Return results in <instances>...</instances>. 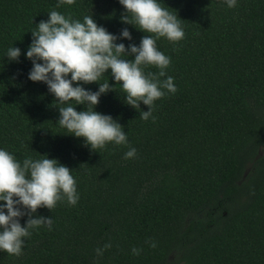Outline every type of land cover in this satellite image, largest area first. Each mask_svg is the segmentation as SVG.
<instances>
[{
    "label": "trees",
    "instance_id": "16d2710c",
    "mask_svg": "<svg viewBox=\"0 0 264 264\" xmlns=\"http://www.w3.org/2000/svg\"><path fill=\"white\" fill-rule=\"evenodd\" d=\"M56 3L0 0V147L21 161L56 158L71 169L79 199L39 207L33 215L52 217V228L30 230L22 254L0 251V264H264V0L233 8L223 0H161L184 30L177 42L156 40L177 90L154 101L147 120L139 114L148 106L126 104L119 84L102 94L94 110L116 119L129 144L96 150L65 134L56 98L27 78L31 30ZM56 10L92 14L117 35L127 28L126 47L153 35L122 22L118 0H75ZM11 45L21 49L18 60L4 56ZM109 72L98 82L115 84ZM129 146L136 155L125 159ZM19 219L23 226L27 216Z\"/></svg>",
    "mask_w": 264,
    "mask_h": 264
},
{
    "label": "clouds",
    "instance_id": "9594fccd",
    "mask_svg": "<svg viewBox=\"0 0 264 264\" xmlns=\"http://www.w3.org/2000/svg\"><path fill=\"white\" fill-rule=\"evenodd\" d=\"M74 2L57 0L56 7L48 11V18L31 30L32 39L24 52L31 61L27 78L45 83L48 92L56 98L59 111L56 122L66 129L65 134L83 137L84 145L92 150L104 148L108 143L128 145L123 126L110 114L95 111L94 107L102 94L119 84L124 102L136 109L140 108V102L147 105L148 110L140 111L139 116L149 119L154 101L177 90L174 77L165 72L170 57L157 48L156 40L164 37L177 42L183 39L184 30L177 14L162 7L161 0H118L123 6L122 22L153 34L144 35L138 44L130 42L126 47L122 39L132 40L127 28L117 35L98 25L92 14L78 19L56 10ZM223 3L233 8L237 0H223ZM20 54L21 49L11 45L4 56L15 61ZM148 66H154L158 72H146ZM107 70L115 84H109L108 79L98 82ZM91 82L98 84L95 91L83 86ZM75 105L84 108L77 111ZM123 155L125 159L133 158L136 149L129 146ZM70 170L47 154L37 158L25 156L21 161L0 147V251L20 256L30 230L41 226L52 228V217L33 215L39 207L51 210L57 202L77 203L79 193ZM25 215L27 219L22 226L19 218ZM109 247L106 243L94 251L102 255ZM149 247L155 248L156 242L151 241ZM140 251L138 247L131 249L133 255H139Z\"/></svg>",
    "mask_w": 264,
    "mask_h": 264
}]
</instances>
